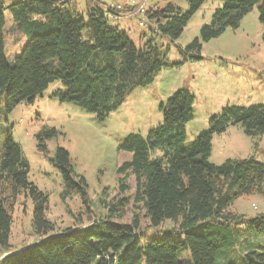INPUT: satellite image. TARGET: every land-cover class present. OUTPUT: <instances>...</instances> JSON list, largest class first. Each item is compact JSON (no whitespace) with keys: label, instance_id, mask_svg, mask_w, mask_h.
Wrapping results in <instances>:
<instances>
[{"label":"trees","instance_id":"obj_1","mask_svg":"<svg viewBox=\"0 0 264 264\" xmlns=\"http://www.w3.org/2000/svg\"><path fill=\"white\" fill-rule=\"evenodd\" d=\"M75 1L13 0L7 5L0 0V120L21 104L33 105L60 83L62 88L50 99L72 104L103 122L134 90L152 85L163 69L201 61L203 45L228 29H238L257 5L264 42V0H188L187 12L173 2L136 14L135 3L109 8V13L143 14L152 33L176 41L207 1L221 2L200 35L179 49V63L170 62L153 37L137 48L125 31L110 25L111 17L99 0H86L84 12ZM6 10L28 38L13 65L5 54ZM194 103L189 90L176 91L160 105L161 125L146 136L129 135L119 147L131 153L118 169L123 176L121 194L134 176L135 202L151 227L167 221L175 225L161 239L143 236L138 220L129 225L111 221L127 206L124 198L105 205L108 215L84 230L68 228L53 235L56 226L46 217L48 196L29 181L24 151L6 135L0 145V252L10 253L12 248V208L23 193L34 204L32 226L39 239L4 254L0 264H264V213L246 220L231 211L240 198L264 197V164L254 157L228 159L222 165L210 162L214 136L230 127L240 126L252 138L264 135V106L227 105L188 144L186 125L194 118ZM59 135L57 129L43 126L36 134L38 151L47 155L48 142ZM52 162L63 178L62 199L78 194L86 202L87 182L75 173L69 152L58 147Z\"/></svg>","mask_w":264,"mask_h":264},{"label":"rangeland","instance_id":"obj_2","mask_svg":"<svg viewBox=\"0 0 264 264\" xmlns=\"http://www.w3.org/2000/svg\"><path fill=\"white\" fill-rule=\"evenodd\" d=\"M4 1L7 5L13 2ZM99 1L104 4L103 10L110 17L109 8H114L116 4H137L134 14L154 5L162 7L169 2L175 3L183 12L189 8L188 0ZM75 2L79 11H86V0ZM221 6L219 1H207L176 41L152 33L143 14L126 15L117 22L111 17L109 22L125 31L137 48H143L153 37L162 51L168 52L169 61L179 63L182 59L179 49H184L200 35L202 26L211 22L215 10ZM5 16V54L8 63L13 65L28 38L16 29L8 10ZM262 32L257 5L242 20L238 29H228L220 37L205 43L201 61L163 69L152 85L134 90L124 104L103 122L72 104H61L50 99L54 90L62 88L60 83L51 86L33 105L21 104L11 114L3 116L0 120V145L6 135H11L22 147L30 164L29 181L48 196L46 217L56 226L53 235L68 228L84 230L92 221L102 220L108 215L105 205L113 206L122 198L128 204L112 222L129 225L138 220L139 232L150 240L171 234L175 226L172 221L151 227L144 209L136 204L137 183L134 176H130L126 182L127 192L121 194L119 179L123 176L118 174V169L131 159V153L119 147L129 135L146 136L161 125L163 114L160 105L180 89H187L195 96L194 118L186 125L188 144L200 132L208 129L209 119L219 115L227 105L264 106ZM43 126L60 132L57 138L48 142L47 155L38 151L36 142V134ZM212 144L210 162L215 165H222L228 159L250 157L264 164V135L248 137L240 126H232L227 132L215 135ZM58 147L69 152L75 173L85 178L88 185L86 202L78 194L62 199L63 178L52 162ZM33 209L32 200L21 194L12 208V248L7 254L34 245L39 239L33 232ZM231 211L251 220L264 213V197L253 195L240 198L231 206ZM6 253L0 252V255Z\"/></svg>","mask_w":264,"mask_h":264},{"label":"crops","instance_id":"obj_3","mask_svg":"<svg viewBox=\"0 0 264 264\" xmlns=\"http://www.w3.org/2000/svg\"><path fill=\"white\" fill-rule=\"evenodd\" d=\"M117 5H119V4H116L115 6H117ZM113 9H115V8H113ZM110 15L112 18H115L114 21H117V19H122L123 17H126V15L118 14L117 12H113V11H110Z\"/></svg>","mask_w":264,"mask_h":264},{"label":"built area","instance_id":"obj_4","mask_svg":"<svg viewBox=\"0 0 264 264\" xmlns=\"http://www.w3.org/2000/svg\"><path fill=\"white\" fill-rule=\"evenodd\" d=\"M141 9H143V8L141 7ZM5 257H6L5 255H1L0 256V261H2Z\"/></svg>","mask_w":264,"mask_h":264}]
</instances>
